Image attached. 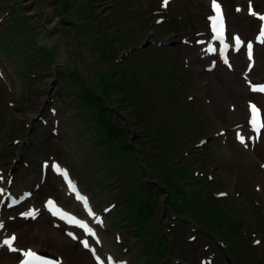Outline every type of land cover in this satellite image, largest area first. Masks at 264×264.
Masks as SVG:
<instances>
[{
    "label": "rangeland",
    "instance_id": "obj_1",
    "mask_svg": "<svg viewBox=\"0 0 264 264\" xmlns=\"http://www.w3.org/2000/svg\"><path fill=\"white\" fill-rule=\"evenodd\" d=\"M222 1L229 10L230 36L253 37L260 20L246 13L245 4L241 16L235 0ZM253 2L264 12V6ZM162 5V0H0V69L6 77H0V185L15 167L14 190H33L18 208L4 213L5 235L16 234L19 240L13 263L24 249L36 247L66 264H96L79 240L67 238L72 230L45 213H29L53 196L70 211L84 214L66 194L60 172L52 169L57 161L93 196L96 210L118 202L113 209L118 218L108 213V220L105 216L96 225L104 257L115 249L117 258L132 264H264V182L258 179L264 173L258 161L245 156L236 130V125L247 124L246 101L242 106L233 89L247 61L238 66L233 54L234 70L228 71L217 56L204 58L201 50L210 37L206 0H171L165 14L157 11ZM158 16L168 18L156 23ZM252 19L255 23H249ZM208 76L222 96L204 81ZM250 82L241 85L249 90ZM232 108L239 119L230 120ZM119 118L124 125L116 124ZM116 130L125 138L127 134L135 151L153 155L143 160L151 167L145 177L139 172L132 177L123 157L113 161L109 149ZM27 135L30 143L25 145ZM16 138L22 141L15 144ZM203 138L208 143L198 146ZM21 152L28 167L13 156ZM90 155L97 158L88 159ZM123 164L122 177L115 178L112 171ZM195 169L201 175L194 176ZM165 180L186 185L173 212L184 210L179 215L192 218L205 233L173 216L164 203L167 189L157 184ZM217 191L228 196L216 199ZM227 199L228 231L211 234L208 225H216L220 212L216 203ZM55 230L68 240L52 250L58 242ZM35 233L40 240L33 244L29 237ZM9 253L0 249V259Z\"/></svg>",
    "mask_w": 264,
    "mask_h": 264
},
{
    "label": "bare ground",
    "instance_id": "obj_2",
    "mask_svg": "<svg viewBox=\"0 0 264 264\" xmlns=\"http://www.w3.org/2000/svg\"><path fill=\"white\" fill-rule=\"evenodd\" d=\"M235 1L237 2V7L239 8V12L238 13L242 16L243 13H244V4H245V7H247L246 10L248 11L247 3H248L249 0H235ZM206 2L211 4V0H206ZM255 2L257 4H259L261 7L264 6V0H255ZM254 12L257 15L256 16L252 15L251 18H253L255 21H257V17L260 16L261 13L258 11L257 8L254 10ZM253 19L249 23H255V21H253ZM260 23H261V20H260ZM257 32L255 33V36H257ZM255 36L251 37V39H249V40H253L255 38ZM257 48H255V51H254V54H253V59H252V60H256L255 65L253 67H251V68L250 67H247V68L245 67V71L243 72L244 73L243 74V78L241 80H239V78H237L238 76H235L237 78V83H236V86H234L233 89L235 91V96L237 97V99L241 98L242 106L244 105V103L246 101V109H247V113L248 114H249V112H248V109H249L248 103H249L250 100H252L250 98L251 97H255L256 100L258 101L259 105L262 107V116L264 118V95H262L260 93H252L250 90L245 89V87H243L241 85L242 81L244 83H247V82H250L251 78L261 79L264 76V45L263 46H258ZM201 53H203L205 57H208V56L210 57V56H215L216 55V54H210L209 52H207V50H205V51L201 50ZM239 54H242V56H238ZM239 54L235 56L236 65L238 64V66H240L241 62L244 63L246 61L248 62V64L250 63V60L247 58L244 48H242L239 51ZM244 65H245V63H244ZM233 69H234V67H233ZM213 78H214L213 76H208L206 79H204V81L217 91V88H219V87H216V85H217L216 82H215L216 80L213 79ZM217 92H218L217 93L218 96H222V93H219V92H221L220 90L217 91ZM233 114H232L233 117L230 120L233 121V120L239 119V111L237 112V110L236 111L233 110ZM234 123L237 124L238 121H235ZM238 130H242V135L244 136V141L245 142H244V144H242L243 145L242 147H244L246 149L245 150V156L248 158L249 161H252L253 163L255 161H258L259 162V166H260L259 167L260 171L264 173V128L261 131V136H260L259 141L258 142L255 141L254 142V145H255L254 149L251 148L252 142H251V140L249 138V135H248L249 127L247 126V128H246L243 124H239V129ZM258 179L261 180L262 182H264V176H261V175L258 174ZM256 186H257V188H259V187L262 186V183H256ZM65 192H66L67 195H71L72 194L67 189V187H65ZM75 201L77 203H79L77 200H75ZM39 212H41L43 214L45 213L44 216L46 218H49V219L52 218L51 216H49L48 211L44 208V206H43V208L39 207ZM53 235L58 240V242L56 244L52 245V247H51L52 250H56L57 248H60V245L62 247L63 243H65L66 240H68L67 239L68 237L64 238V237H60L59 236V230H55L53 232ZM12 236H14V235H12ZM12 236L3 234L2 239L9 238V237H12ZM39 238L40 237L37 236L36 233H35V235H31L29 237L30 242H32L33 244L35 242L37 243V241L40 240ZM17 246H18V242L16 241V238H15V242L12 245V247L16 248ZM0 247L1 248H7L8 250H11V248L9 246H4L3 244H1ZM15 253H16L15 251H12L8 255L2 257L0 259V264H15V263H13V259H14ZM102 263H104V262L102 261Z\"/></svg>",
    "mask_w": 264,
    "mask_h": 264
},
{
    "label": "trees",
    "instance_id": "obj_3",
    "mask_svg": "<svg viewBox=\"0 0 264 264\" xmlns=\"http://www.w3.org/2000/svg\"><path fill=\"white\" fill-rule=\"evenodd\" d=\"M113 123V122H112ZM115 123V122H114ZM117 125H124L123 121L119 118V120L116 121ZM115 125V124H114ZM122 133V135H121ZM113 140L111 141V145L112 146L109 150L111 151V156L113 157V161L116 162L117 160H119L121 157H123L124 161H125V167L127 168V171L130 173V175H132V177H135V174L139 173H143L147 174V169L150 170L151 167H147V165L145 166L144 163L141 165H138L139 160H150V158L153 156L152 154H146L144 153L142 150H134V146L132 143L129 142V139L127 137L126 134V138L124 136L123 132H120V130H116L115 132L111 133ZM162 137L160 136L158 141L161 140ZM141 152V153H139ZM96 153V152H95ZM139 154V156L137 155ZM90 158H97L90 155ZM137 160V161H136ZM152 168L154 167V163L152 161ZM123 168H124V164L121 166H117L116 170L112 171L113 175L116 174H123ZM102 175L105 176L104 180H108L109 178H107V173L105 172V170L102 171ZM116 177V176H115ZM183 180V179H181ZM163 183V182H162ZM155 188L158 185H155ZM163 188H167L169 191V195L167 199V203L170 205V208L173 210L174 208H177L179 206V199H180V194L182 192L186 191V187L183 183H179V182H175V181H171V180H165L164 183L162 184ZM181 190V191H180ZM184 200V198H181ZM217 208L219 209V216L217 219V223L216 225H213V223H210L208 226L211 227V234L213 233H218L221 232L224 228V224L226 221V215L229 213V210L227 209V204H220V203H216ZM180 207V206H179ZM179 212H184V210H177ZM185 219L186 217H188L187 215L183 216ZM200 221L202 222V218H199ZM207 222V220H206ZM233 235L232 233L228 234V237H231Z\"/></svg>",
    "mask_w": 264,
    "mask_h": 264
},
{
    "label": "snow or ice",
    "instance_id": "obj_4",
    "mask_svg": "<svg viewBox=\"0 0 264 264\" xmlns=\"http://www.w3.org/2000/svg\"><path fill=\"white\" fill-rule=\"evenodd\" d=\"M168 0H164L165 6L167 5ZM212 9L213 12L215 13L214 16L209 17L210 23H211V28L212 32L215 34L217 39H223L224 38V28H223V15H222V10L220 5L217 3V0H212ZM239 10V9H238ZM253 16H256L257 14L254 11L250 10V13ZM258 19L262 21V25L260 28L259 32V42L264 43V15L258 16ZM235 43L237 45V50H239V47L244 46L243 43L240 41L239 37H234ZM247 54L249 59L252 58V50H253V44L251 42H248L247 45ZM225 62L227 63V59L225 58ZM252 91H259V92H264V85L262 86H253ZM250 110L252 113V119L251 123L253 125V128L256 131H259L260 128H264V118L260 117L259 110L255 105L250 106ZM259 123V128H257V124ZM241 142L244 143L243 137H241ZM59 171V169H57ZM15 240V237L12 238V241ZM5 244H7L12 251H17L16 248L12 247V242L11 241H4ZM84 246L88 247V243L85 241ZM24 256L29 257L31 259H25L23 261V264H50L49 261L47 260H41L37 254L32 252L31 250H28L24 253Z\"/></svg>",
    "mask_w": 264,
    "mask_h": 264
}]
</instances>
